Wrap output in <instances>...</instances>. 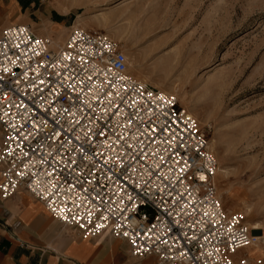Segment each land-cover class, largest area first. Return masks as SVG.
<instances>
[{
  "label": "built area",
  "instance_id": "2783aa9c",
  "mask_svg": "<svg viewBox=\"0 0 264 264\" xmlns=\"http://www.w3.org/2000/svg\"><path fill=\"white\" fill-rule=\"evenodd\" d=\"M0 130L1 200L22 189L63 228L108 233L138 260L262 263L245 251L257 239L246 216L221 206L197 122L132 78L105 35L73 26L54 47L28 26L4 28Z\"/></svg>",
  "mask_w": 264,
  "mask_h": 264
},
{
  "label": "rangeland",
  "instance_id": "374dc122",
  "mask_svg": "<svg viewBox=\"0 0 264 264\" xmlns=\"http://www.w3.org/2000/svg\"><path fill=\"white\" fill-rule=\"evenodd\" d=\"M23 24L54 47L73 26L117 43L132 78L197 122L222 208L264 221V0L24 1ZM252 235L245 251L264 264V229Z\"/></svg>",
  "mask_w": 264,
  "mask_h": 264
},
{
  "label": "crops",
  "instance_id": "0c3cea01",
  "mask_svg": "<svg viewBox=\"0 0 264 264\" xmlns=\"http://www.w3.org/2000/svg\"><path fill=\"white\" fill-rule=\"evenodd\" d=\"M23 23L24 1L0 0V33ZM70 232L78 233L60 226L22 189L0 199V264H156L152 257L135 262L126 243L108 233L83 240Z\"/></svg>",
  "mask_w": 264,
  "mask_h": 264
},
{
  "label": "snow or ice",
  "instance_id": "6c2138e0",
  "mask_svg": "<svg viewBox=\"0 0 264 264\" xmlns=\"http://www.w3.org/2000/svg\"><path fill=\"white\" fill-rule=\"evenodd\" d=\"M201 179H203V176H201ZM252 227L257 228V229H264V221L259 222V223H253Z\"/></svg>",
  "mask_w": 264,
  "mask_h": 264
},
{
  "label": "bare ground",
  "instance_id": "6f19581e",
  "mask_svg": "<svg viewBox=\"0 0 264 264\" xmlns=\"http://www.w3.org/2000/svg\"><path fill=\"white\" fill-rule=\"evenodd\" d=\"M118 4H120V2L118 3ZM51 41V40H50ZM52 42V41H51ZM52 45H53V42H52ZM54 46V45H53ZM55 47H58V46H55ZM209 148V147H208ZM218 171V170H217ZM217 171H216V173H217ZM250 228H251V230H253V231H255V230H259V229H257V228H254V227H252V225L250 226ZM254 237H256V236H254ZM257 239H256V241H260L261 240V237H256Z\"/></svg>",
  "mask_w": 264,
  "mask_h": 264
}]
</instances>
